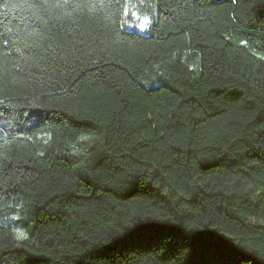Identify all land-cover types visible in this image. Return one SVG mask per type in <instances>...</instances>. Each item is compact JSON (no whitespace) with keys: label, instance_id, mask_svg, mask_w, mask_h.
I'll return each instance as SVG.
<instances>
[{"label":"trees","instance_id":"obj_1","mask_svg":"<svg viewBox=\"0 0 264 264\" xmlns=\"http://www.w3.org/2000/svg\"><path fill=\"white\" fill-rule=\"evenodd\" d=\"M0 264H264V0H0Z\"/></svg>","mask_w":264,"mask_h":264},{"label":"rangeland","instance_id":"obj_2","mask_svg":"<svg viewBox=\"0 0 264 264\" xmlns=\"http://www.w3.org/2000/svg\"><path fill=\"white\" fill-rule=\"evenodd\" d=\"M96 139H99L98 136L96 135H92V136H87L84 138V140L80 141L79 143H77L75 146H74V153L75 154H85L87 149H88V142H93L94 140ZM24 204L23 203H20L19 204V210L23 208ZM21 210L19 211V213L15 216V218L19 219L22 215V212ZM17 236H18V233L22 234L21 236H18V238H25L26 237V233L24 231L23 228L19 227L18 230H17Z\"/></svg>","mask_w":264,"mask_h":264},{"label":"snow or ice","instance_id":"obj_3","mask_svg":"<svg viewBox=\"0 0 264 264\" xmlns=\"http://www.w3.org/2000/svg\"><path fill=\"white\" fill-rule=\"evenodd\" d=\"M143 2V0H141ZM69 3V0H43V5L53 8H62L66 4ZM125 14H127V10L125 11ZM149 23V20L145 18L142 23L139 24V27L143 29L145 25ZM22 234L18 233V236H21Z\"/></svg>","mask_w":264,"mask_h":264}]
</instances>
